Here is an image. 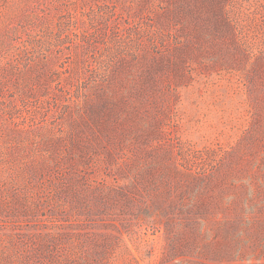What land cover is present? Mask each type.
<instances>
[{
  "label": "rangeland",
  "instance_id": "1",
  "mask_svg": "<svg viewBox=\"0 0 264 264\" xmlns=\"http://www.w3.org/2000/svg\"><path fill=\"white\" fill-rule=\"evenodd\" d=\"M0 264H264V0H0Z\"/></svg>",
  "mask_w": 264,
  "mask_h": 264
}]
</instances>
